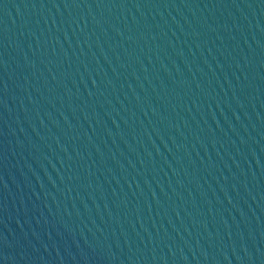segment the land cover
I'll list each match as a JSON object with an SVG mask.
<instances>
[{"label":"water","instance_id":"obj_1","mask_svg":"<svg viewBox=\"0 0 264 264\" xmlns=\"http://www.w3.org/2000/svg\"><path fill=\"white\" fill-rule=\"evenodd\" d=\"M0 264H264V0H0Z\"/></svg>","mask_w":264,"mask_h":264}]
</instances>
